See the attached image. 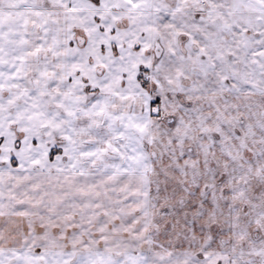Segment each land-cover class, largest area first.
Returning a JSON list of instances; mask_svg holds the SVG:
<instances>
[{
    "label": "snow or ice",
    "instance_id": "obj_1",
    "mask_svg": "<svg viewBox=\"0 0 264 264\" xmlns=\"http://www.w3.org/2000/svg\"><path fill=\"white\" fill-rule=\"evenodd\" d=\"M0 264H264V0H0Z\"/></svg>",
    "mask_w": 264,
    "mask_h": 264
}]
</instances>
